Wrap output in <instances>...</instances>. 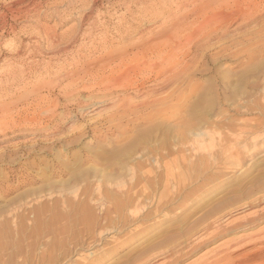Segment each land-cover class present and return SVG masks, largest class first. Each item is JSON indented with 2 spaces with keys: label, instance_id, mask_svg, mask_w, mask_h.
Segmentation results:
<instances>
[{
  "label": "rangeland",
  "instance_id": "obj_1",
  "mask_svg": "<svg viewBox=\"0 0 264 264\" xmlns=\"http://www.w3.org/2000/svg\"><path fill=\"white\" fill-rule=\"evenodd\" d=\"M190 1L0 0V264H166L173 258L171 264H202L204 260L212 261L216 251H238L233 261L220 263L230 264L264 254V129L255 127L258 114L251 107L252 100L264 93V16L255 15L257 20L245 29L235 22L228 30L199 42L193 14L197 7L194 0ZM213 11L208 15L217 19L220 11ZM200 18L197 21L202 22L204 18ZM215 23L210 24L211 28ZM165 35L171 40L164 44L167 47L161 46ZM151 47L162 52L157 55L152 50L153 54ZM123 59L130 63L168 60L172 66L181 61L182 69L185 68L177 86L150 97H154L156 110L152 104L143 109L145 101H151L148 96L120 92L109 95L113 91L103 90L111 86L112 77L119 75L109 69ZM167 67L163 65L162 70ZM167 91L171 93L168 95ZM123 98L133 105H123ZM116 104L124 109L121 111ZM245 105L250 108L246 110ZM128 108L132 110L128 112ZM142 111L160 119L169 118L166 124L171 120L172 137L178 130L174 144L170 135L172 145L165 142L168 149L175 151L157 166L148 161L145 165L143 159L150 158L147 153L162 144L163 138L133 139H140L141 131L149 125L143 124L144 127L137 119ZM125 113L126 117L121 116ZM206 124L218 133L213 135V142L205 137L206 147L202 150L196 148L190 132L200 134L209 127ZM230 128L239 130L232 134ZM251 129L261 134L251 137ZM126 131L129 137L123 143ZM114 139H121V144L114 146ZM130 139L131 146L116 147ZM226 142L231 149L218 155L219 147ZM114 149L118 150L113 153ZM215 156L224 157L226 167L218 165L221 170L216 169L218 166L212 164ZM201 159H206L207 164ZM191 165L197 168L192 170ZM154 167L160 174L163 170V177ZM150 171L160 181L153 175L154 180L151 179ZM169 171L173 177L170 179L181 181L178 187L194 192L190 200L167 201L164 210L144 220L141 212L137 214L140 218L133 221L126 208L114 214L111 204L131 202L134 190L149 191L154 186L158 193L165 191L170 179L166 178L168 187L162 180ZM119 181H124L122 189L113 186ZM249 181L252 185L246 184ZM97 198L105 202L100 209L94 203ZM55 207L63 217L53 214ZM32 208L42 211L37 213ZM190 212L193 216L189 221L177 218H187ZM164 214L166 219L162 218ZM253 216L260 220L252 222L256 220ZM35 217L39 219L34 223ZM248 221L254 223V228L249 229L250 223L245 225ZM172 224L176 228L169 233L165 228ZM248 242L250 247L245 245ZM193 243L195 250L178 253L181 247ZM150 245L156 246L139 257L140 250Z\"/></svg>",
  "mask_w": 264,
  "mask_h": 264
},
{
  "label": "bare ground",
  "instance_id": "obj_2",
  "mask_svg": "<svg viewBox=\"0 0 264 264\" xmlns=\"http://www.w3.org/2000/svg\"><path fill=\"white\" fill-rule=\"evenodd\" d=\"M191 1H193V0H191ZM190 1V2H191ZM206 0H194V3H195V5H196V11L195 12H193V14H195L196 15V17H195V20H194V24L196 25L195 26V33H196V35H197V38L198 37H200V38H198V41H199V39H201L202 41H204V40H206V39H208V38H210L211 36H213V35H219L220 34V32H222V31H224V29H226V30H228V28L232 25V24H234L235 22H237L238 23V25H239V27H242V28H244L245 29V27H247L251 22H253L254 20L256 21L257 19H254V16L255 15H259V16H261L262 17V15L264 16V0H210V1H206ZM213 2V3H212ZM211 3H212V6H211ZM186 4L187 3H185V6H186ZM188 6V5H187ZM180 8L182 7V5L181 6H179ZM192 7V6H191ZM232 8L234 9L233 11H232ZM218 10V11H220L219 13L220 14H218L217 13V11H216V13H217V15H219V17L216 19V18H212L213 16H211V17H209V15H208V13L210 14V12L211 11H213V10ZM192 11V10H191ZM214 12V11H213ZM215 13V12H214ZM213 13V14H214ZM212 13H211V15H213ZM197 15H199L198 17H203L204 18V20L202 21V22H200L201 20H199V21H197V19H198V17H197ZM257 15V16H258ZM193 16V15H192ZM208 16V17H207ZM215 16H216V14H215ZM235 16V17H234ZM217 17V16H216ZM234 17V18H233ZM164 18V17H163ZM168 18V17H167ZM200 18V19H201ZM166 19V18H165ZM175 19V18H174ZM183 19V18H182ZM259 19V18H258ZM190 20H192V19H190ZM164 21V20H163ZM166 21V20H165ZM178 21V20H177ZM176 21V22H177ZM213 21H215V22H213ZM170 22V21H169ZM189 22V21H188ZM183 23V22H182ZM187 23V22H186ZM211 23H215V25H214V27L212 26V28H211ZM252 24H254V22L252 23ZM188 25V24H187ZM186 25V26H187ZM3 26V25H2ZM170 26V25H169ZM177 26V25H176ZM185 26V27H186ZM250 26V25H249ZM165 27V26H164ZM184 27V26H183ZM188 27V26H187ZM186 27V28H187ZM3 28V27H2ZM163 28V27H162ZM176 28V27H175ZM173 29V28H172ZM185 29V28H184ZM170 31H172V30H170ZM225 32H227V31H225ZM224 32V33H225ZM173 33H174V31H173ZM173 33H171V34H173ZM180 33V32H179ZM223 33V34H224ZM164 34V33H163ZM170 34V35H171ZM174 35V34H173ZM216 35V36H217ZM169 36V35H168ZM175 36V35H174ZM195 36V35H194ZM193 36V37H194ZM165 37H166V39H163L162 41H161V46L162 45H166L168 42L167 41H169L168 40V38H170V37H168L167 38V36L165 35ZM164 37V38H165ZM215 38V37H214ZM213 38V39H214ZM221 39V38H220ZM172 40H173V38H172ZM171 41V40H170ZM169 41V42H170ZM197 41V40H196ZM202 41H199V42H202ZM198 44V43H197ZM201 44V43H200ZM199 44V45H200ZM164 45V46H165ZM163 46V47H164ZM175 46V45H174ZM196 46V48L197 49H200L197 45H195ZM202 46H204V45H202ZM165 47H167V46H165ZM176 47V46H175ZM193 47V46H192ZM201 47V46H200ZM132 48V47H131ZM155 48V47H154ZM153 47H151V53H153L152 52V50L153 51H155L156 52V54L158 55V53L159 52H162V50L161 49H154ZM159 48V47H158ZM140 49H142V48H140ZM194 50H195V47H194ZM143 51H144V49H143ZM176 51V50H175ZM130 52V51H129ZM154 52V53H155ZM125 53V52H124ZM153 53V54H154ZM117 54V53H116ZM113 56H115V55H113ZM128 58V57H127ZM122 59V58H121ZM137 60V59H136ZM130 61V60H129ZM143 62H132V63H130V62H128L127 60H125V59H123V61L121 62V63H119V65L118 66H115V67H110L111 69H109L111 72L113 71H118V73H119V75L116 77V78H113L112 77V80H111V86L108 88V89H106L105 90V87H104V91L105 92H112V93H109V95H113V94H117V93H125V94H130V95H133V96H137V95H142L143 96V98H144V96L146 97V96H148L147 98L148 99H151V101L150 102H148V103H146V101H145V103H144V101H142L143 103V107L139 104V102H138V104L144 109V107H148V106H144V105H153L154 103L156 104V102H153L152 103V98L154 99V97H152V98H150L151 96H153V95H155V94H159V92H161V91H163V90H170L171 89V87L170 86H174V85H176V83L177 82H179V79H180V76H181V74L184 72V68L182 69V64H183V62H181V61H179V62H177L176 63V65H174L173 64V66H172V63L170 64V63H168L169 61L167 60V61H165V60H163L164 62H147V60H145V59H143L142 60ZM103 63H105V62H103ZM107 63V62H106ZM102 64V63H101ZM171 65V67L169 66V68L167 67L168 65ZM106 65V64H105ZM116 65V64H115ZM163 65L165 66V67H167V69H165L164 71L162 70L163 69ZM189 65V64H188ZM109 66V65H108ZM186 67H187V65H185ZM100 71V70H99ZM118 73H116V74H118ZM187 73V72H186ZM114 76H115V74H113ZM113 75H111V76H113ZM98 77V76H97ZM185 77V76H184ZM183 77V78H184ZM78 78V77H77ZM72 79V78H71ZM61 80V79H60ZM77 80V79H76ZM86 82V81H85ZM181 82V81H180ZM150 83H152L151 85H149ZM110 84V83H109ZM181 84V83H180ZM70 85V84H69ZM100 85V84H99ZM107 86V85H106ZM129 86V87H128ZM177 86V85H176ZM58 87V86H57ZM67 87V86H66ZM65 87V88H66ZM78 87V86H77ZM169 87H170V89H169ZM69 88V87H68ZM103 90H101V92L103 91ZM167 91V92H168ZM37 93V92H36ZM169 93H171V92H168V95H169ZM192 95V94H191ZM38 96V95H37ZM106 96V95H105ZM104 96V97H105ZM158 96V95H157ZM156 96V98H160V97H157ZM172 96V95H171ZM39 97V96H38ZM41 97V96H40ZM45 97V96H44ZM114 97V96H113ZM112 97V98H113ZM196 97V96H195ZM259 96H257V99H255L254 101L252 100V103H253V106H251L252 107V109H253V111H256V113L258 114V118L256 119V121L258 122V123H256L255 125V127H258V129H261V128H263L264 129V121H263V119L262 120H260V118H264V93L262 94L261 93V97H259ZM142 98V97H141ZM147 98H145V100L147 99ZM200 98V97H199ZM202 98V97H201ZM201 98H200V100H201ZM168 99H171V98H169L168 97ZM118 100L120 101V99L118 98ZM118 100H116V102L118 101ZM122 101V104L124 105L125 103V105H128V103H129V107H130V104L131 105H133L132 104V102H130V101H128L129 99H127V98H123V99H121ZM162 100V99H161ZM161 100H159V105H161L160 103H161ZM200 100L198 101V102H200ZM34 101V100H33ZM39 101V100H38ZM147 101H149V100H147ZM121 102H119V103H121ZM42 103V102H41ZM79 103V102H78ZM101 102H98V103H96V104H100ZM162 103H163V100H162ZM167 103V102H166ZM251 103V102H250ZM95 104V103H94ZM93 104V105H94ZM102 104V103H101ZM135 104V103H134ZM154 104V105H155ZM165 104V103H164ZM246 104V103H245ZM248 104V103H247ZM90 105V104H89ZM116 105H118V104H116ZM120 105V104H119ZM116 106L117 108L119 107L120 108V106ZM152 106V108L154 109L156 106ZM246 106V105H245ZM96 107V106H95ZM132 107V106H131ZM135 107V106H134ZM133 107V108H134ZM122 108V107H121ZM120 108V109H121ZM127 108V107H126ZM141 108V109H142ZM157 108V107H156ZM156 108H155V110H156ZM244 108V107H243ZM250 107H245V109L246 110H248ZM47 109V108H46ZM122 109H124V108H122ZM122 109H121V111H122ZM130 109L132 110V108H128V112L130 111ZM146 109V108H145ZM150 109V108H149ZM148 109V110H149ZM152 109V110H153ZM159 109V108H158ZM119 110V109H118ZM125 111V110H124ZM151 111V110H150ZM158 111V110H157ZM157 111H155L156 113H157ZM204 111V110H203ZM245 111V110H244ZM250 111H252L251 109H250ZM101 112V111H100ZM132 112H134V111H132ZM132 112H130V113H128V115H130ZM159 112V111H158ZM82 113V112H81ZM80 113V114H81ZM121 113H123V112H121ZM142 113L144 114L145 113V111H142ZM150 113V112H149ZM147 114V113H145L146 115H141V113L139 114L138 113V115H141V117L139 118L138 116V118L137 119H139V121L141 122V124L143 125V124H146V125H148L146 128V130L145 131H141L142 132V137H140V139L138 138V137H134L133 139L135 140V139H138V140H141V141H143V137H145V139H147L149 136L150 137H153V138H157L158 137V141H160L159 140V138L160 137H162L163 138V140L161 141V142H163L162 144H159L158 146H156V147H153V149L151 150V152H150V154H148L147 153V155H149L150 156V158L145 154L146 152H144V155H146L145 157L147 158V160H145V159H143L144 160V164H145V162L146 161H148L149 163H150V165L151 164H154V165H158L159 163H162V162H164V160H166V159H168V158H170V156L171 155H169L171 152L173 153L175 150L174 149H168V146L169 145H167V146H165V142L166 141H169V139H171L172 140V143H173V141H175V140H173V138L175 139V138H178V137H175V136H177V132H178V130L176 131V135L174 136V137H172L171 136V131H173L172 129V126H171V124H169L170 122H171V120H170V122H167V124H166V121H169V118H166V117H163V118H157L156 117V115H152V114ZM151 113H153V112H151ZM198 113V112H197ZM246 113V112H245ZM159 114V113H158ZM161 114V113H160ZM159 114V115H160ZM194 114V113H193ZM39 115V114H38ZM126 115V113L123 115H121V116H123V117H126L125 116ZM128 115H127V117H128ZM135 115V114H134ZM171 115V114H170ZM120 116V117H121ZM133 116V115H132ZM49 117V116H48ZM74 117V116H73ZM130 117H131V115H130ZM168 117H170L169 115H168ZM172 117H174V115L172 116ZM179 117V116H178ZM186 117H188V116H186ZM192 117H193V115H192ZM40 118V117H39ZM118 118V117H117ZM117 118H115V119H117ZM175 118V117H174ZM201 118V117H200ZM28 119V118H27ZM113 120H114V118H112ZM121 119V118H120ZM123 119V118H122ZM128 119H130L129 117H128ZM136 119V120H137ZM177 119V118H176ZM252 119V118H251ZM32 120V119H31ZM124 120L125 121H127L128 122V120H126L125 118H124ZM133 120L135 121V122H137L136 120H135V118H133ZM174 120V119H173ZM177 120H179V119H177ZM184 120V119H183ZM186 120V119H185ZM260 122H259V121ZM115 121V120H114ZM117 121H118V119H117ZM121 121V120H120ZM120 121H118L119 123H120ZM130 122H131V119L129 120ZM133 121V122H134ZM138 121V122H139ZM249 121H251V120H249ZM40 122V121H39ZM178 122V121H177ZM180 122V121H179ZM191 122V121H190ZM35 123H36V121H35ZM56 123V122H55ZM185 123V122H184ZM184 123H182V124H184ZM201 123V122H200ZM254 123V122H253ZM38 124V123H37ZM140 124V125H141ZM175 124V123H174ZM188 123H186V125H187ZM203 124H205V123H203ZM221 124V123H220ZM229 124V123H228ZM243 124H245L244 122H243ZM20 125V124H19ZM53 125V124H52ZM132 125H133V123H132ZM135 125V124H134ZM137 125V124H136ZM145 125V126H146ZM176 125H177V123H176ZM181 125V124H180ZM185 125V124H184ZM232 125V124H231ZM249 125V124H248ZM20 126H22V124L20 125ZM20 126H18V128H20ZM144 126V125H143ZM144 126V127H145ZM205 126H209V124H206ZM204 125H203V127H205ZM26 127V126H25ZM181 127V126H180ZM182 127H183V125H182ZM210 127H211V125L207 128V129H203L201 132H200V134H198V133H196V131H192L191 130V132H190V136H191V138H193V140L196 142V148H198V149H205V145H204V139H205V137L206 138H208V140L209 141H212V137H213V135L214 134H217L218 132L213 128V129H210ZM130 128V127H129ZM129 128H127V129H129ZM139 127H137V129H138ZM141 128V127H140ZM143 128V127H142ZM188 128V127H187ZM192 128V127H191ZM197 128V127H196ZM206 128V127H205ZM223 127H221L220 129H222ZM21 130H22V127L20 128ZM133 129V128H132ZM136 129V130H137ZM175 129H177V128H175ZM179 129V128H178ZM226 129H228V131H229V128L227 127ZM233 130V128H230V130ZM239 129H240V126H239ZM239 129H234V131H230V132H233L232 134H234V132L235 131H237V130H239ZM246 129V128H245ZM31 130V129H30ZM136 130H131V131H133V132H135ZM248 130H250V129H247V131ZM252 130V129H251ZM257 130V129H256ZM129 131V130H128ZM128 131H126L125 133H126V135H124L125 136V140L123 139L124 137H122V135H120L121 136V138L123 139L122 141H123V143H124V141H126V138L128 139V137H129V133L127 134V132ZM186 131V130H185ZM184 131V132H185ZM190 131V130H189ZM189 131H187L186 132V134L189 132ZM214 131V132H213ZM245 131V130H244ZM246 131V132H247ZM253 131V132H252ZM252 131H249L250 133H251V137H255V136H258L259 135V131L258 132H256V131H254V130H252ZM261 131V130H260ZM130 132V131H129ZM181 132H182V130H181ZM184 132H182V133H184ZM249 132H248V134H249ZM125 133H122V134H125ZM140 132H138V134H139ZM175 132H173V134H174ZM179 133H180V131H179ZM243 133V132H242ZM119 134H121V133H119ZM132 134V133H131ZM135 134V133H134ZM261 134V133H260ZM168 135H170L171 136V138H170V136H168ZM189 135V134H188ZM219 135H220V133H219ZM237 135V134H236ZM120 136H118V137H120ZM134 136V135H133ZM181 135H179V137H180ZM184 136H185V134H184ZM239 135H237V137H238ZM181 137H183V136H181ZM180 137V138H181ZM189 137V136H188ZM235 137V136H234ZM45 138V137H44ZM116 138H117V136H116ZM179 138V139H180ZM236 138V137H235ZM168 139V140H167ZM184 139V138H183ZM213 139H215V138H213ZM237 139V138H236ZM235 139V140H236ZM114 140H116V139H114ZM121 139H117L116 140V142L114 143V146H115V144L116 143H119V144H121L120 141ZM234 140V141H235ZM252 140H254L253 138H252ZM113 141V140H112ZM155 141V140H154ZM153 141V142H154ZM181 141H184V140H181ZM232 142H233V139L231 140ZM237 141V140H236ZM235 141V142H236ZM247 141V140H246ZM145 142V141H144ZM143 142V143H144ZM171 141H169V144H171L172 145V143H170ZM213 142V141H212ZM258 142V141H257ZM257 142H254V145H256V143ZM110 143V142H109ZM132 141H131V139L130 140H128L125 144H123V145H120V146H116V147H129V146H131L132 144ZM145 143H147V141L145 142ZM151 143V142H150ZM156 143V142H155ZM179 143H180V141H179ZM230 143V142H229ZM240 143V142H239ZM246 143V142H245ZM244 143V144H245ZM253 143V142H252ZM174 144V143H173ZM181 144H184L183 142L182 143H180V145ZM236 144V143H235ZM241 145L243 144V142H241L240 143ZM239 144V145H240ZM258 144V143H257ZM145 145V144H144ZM152 145H154V144H152ZM156 145V144H155ZM176 145H179V144H176ZM179 145V146H180ZM212 145H213V143H212ZM246 145V144H245ZM143 146V145H142ZM146 146V145H145ZM149 146V145H148ZM232 146H236V145H232ZM252 146H253V144H252ZM150 147V146H149ZM214 147V146H213ZM237 147H238V145H237ZM245 147H247V145L245 146ZM173 148H174V146H173ZM176 149H177V147H175ZM211 148H212V146H211ZM220 150H219V154L218 155H220V156H223V155H225L226 154V152H227V150H230L231 149V147H230V145H228V142H226L223 146L221 145L220 147ZM139 149H141V148H139ZM179 149V148H178ZM250 149V148H249ZM252 149V148H251ZM253 149H255V147H253ZM252 149V150H253ZM118 149H114L112 152L113 153H115L116 151H117ZM125 150V149H124ZM134 150H136V149H134ZM174 150V151H173ZM182 150V149H181ZM180 150V151H181ZM192 150H195V148H193V149H191L190 151H192ZM237 150V149H236ZM235 150V151H236ZM251 150V151H252ZM115 151V152H114ZM120 151V150H119ZM122 151V150H121ZM126 151V150H125ZM140 151V150H139ZM218 151V150H217ZM242 151V150H241ZM177 152V151H176ZM182 152H183V150H182ZM215 152V151H214ZM237 152V151H236ZM236 152H235V154H236ZM132 152H129V154H131ZM179 153V152H178ZM218 153V152H217ZM105 154V153H104ZM135 154H136V152H135ZM139 154H140V152H139ZM191 154V153H190ZM244 155V154H243ZM103 156V155H102ZM130 156V155H129ZM172 156H173V154H172ZM214 156V155H213ZM188 157V156H187ZM190 157V156H189ZM219 157V156H218ZM216 158V156H215V158L216 159H213L212 160V164L213 163H215L216 164V166H218V165H221V166H223V167H226L225 165H226V163H225V161H224V157L222 158V157H219V158ZM186 158V157H185ZM214 158V157H213ZM101 159V158H100ZM141 159V158H140ZM211 159H212V157H211ZM182 160H185V161H188V160H186V159H183L182 158ZM202 161H203V159H201ZM206 160V159H205ZM204 160V161H205ZM210 160V159H209ZM138 161H140V160H138ZM184 161V162H185ZM203 161V162H204ZM238 161V160H237ZM189 162H192V161H190L189 160ZM201 162V161H200ZM206 162V164H207V160L205 161ZM239 162V161H238ZM137 163H141V162H137ZM186 163V162H185ZM147 164V163H146ZM145 164V165H146ZM192 164V163H191ZM195 164H197V162H195ZM195 164H194V166H195ZM204 164V163H203ZM206 164H204V165H206ZM208 164H209V162H208ZM102 165V164H101ZM139 165V164H138ZM183 165H184V163H183ZM202 165V164H201ZM211 165V164H210ZM230 165V164H229ZM65 166H66V164H65ZM76 166H78V165H76ZM137 166V165H136ZM141 166V165H140ZM163 166V165H162ZM161 166V167H162ZM165 166H168V165H166V163H165ZM192 166V165H191ZM194 166H192V167H194ZM198 166H200V165H198ZM203 166V165H202ZM202 166H201V168H202ZM62 167V166H61ZM147 167H148V165H147ZM151 167V166H150ZM181 167V166H180ZM186 167L187 166H185L184 167V169H186ZM207 167H208V165H207ZM211 168H212V166H210ZM213 167H215V165H213ZM67 168V167H66ZM128 168V167H127ZM154 168H156V167H154ZM153 168V169H154ZM182 168V167H181ZM188 168H190L189 166H188ZM197 168V166L196 167H194V169H192V170H195ZM72 169V168H71ZM74 169H75V167H74ZM73 169V170H74ZM90 169V168H89ZM131 169V168H130ZM139 169V168H138ZM146 169V168H145ZM157 169V171H158V168H156ZM160 169V168H159ZM167 169V168H166ZM165 169V170H166ZM198 169H199V167H198ZM204 169H205V167H204ZM208 169V168H207ZM216 169H218V170H221L220 169V167L218 166ZM224 169V168H223ZM128 170V169H127ZM74 171H77L76 169L74 170ZM93 171H95V170H93ZM138 171V170H137ZM144 171V170H143ZM146 171V170H145ZM144 171V174H146V172ZM163 171V170H162ZM161 171V174H163V172ZM132 172V171H131ZM139 172H141V171H139ZM154 172H156V170L154 171ZM159 172V171H158ZM183 172H184V170H183ZM192 172V171H191ZM197 172V171H196ZM209 172H210V170H209ZM74 173V172H73ZM75 173H77V172H75ZM102 173V172H101ZM150 175L152 176L153 174H152V172L150 171ZM166 173V172H165ZM171 172L169 171V176H171V177H169V176H167V173L165 174V176H167V177H165V179H163L162 181H163V183L166 185V181H167V179L166 178H173L172 177V174H170ZM185 173V172H184ZM71 174V173H70ZM78 174V173H77ZM93 174H95L94 172H93ZM139 174V173H138ZM143 174V175H144ZM149 174V173H148ZM158 174V173H157ZM159 174H160V172H159ZM159 174L157 175L158 176V179H159ZM160 174V175H161ZM189 174V173H188ZM75 175V174H74ZM79 175V174H78ZM88 175V174H87ZM164 175V174H163ZM86 176V175H85ZM91 176H93V175H91ZM139 176V175H138ZM141 176V175H140ZM147 176H149V175H147ZM154 176V175H153ZM153 176H152V178L151 179H153L154 180V178H153ZM156 176V175H155ZM154 176V177H155ZM237 176V175H236ZM106 177V176H105ZM133 177V176H132ZM161 177H163L162 175H161ZM107 178V177H106ZM140 178V177H139ZM146 178V177H145ZM156 178V177H155ZM86 179V178H85ZM108 179V178H107ZM138 179V178H137ZM161 179V178H160ZM160 179L158 180V181H160ZM104 180H106V179H104ZM133 180V179H132ZM149 180V182L150 183H148V184H151V180L150 179H148ZM147 180V181H148ZM165 180V181H164ZM170 180H171V182H170ZM169 180V186L170 187H168L167 185V189L165 190V191H161L160 193H158L159 191V189L156 191L153 187L154 186H150L151 188H150V190L149 191H142V190H140V191H136L135 192V190H134V193H133V198H131V202L130 201H128V203H126V204H121V203H118V201H117V204H115L116 203V201H114L115 203L114 204H111V206H112V209H113V212H114V214L116 215V213L117 212H119V211H122V210H124L125 208L129 211V215L131 214V215H133L132 217H131V219L134 221V220H137L138 218H140L141 216H143L142 218H141V220H144V219H149V217L150 216H153L154 214H157L158 212H159V210L160 209H162V210H164L165 208H164V206H165V203H167V201H169V202H173V201H177V200H183V201H187V200H190L192 197H193V191H188L187 192V189H185V188H180V187H178V183L179 182H181V181H179V182H177V181H175L174 179H170ZM201 180V179H200ZM138 181V180H137ZM143 181H146V180H143ZM156 181H157V178H156ZM156 181H154L155 183L154 184H156ZM157 181V182H158ZM240 181V180H239ZM253 181V180H252ZM252 181H249V182H247L246 184L248 185V183H250V182H252ZM255 181V180H254ZM140 182H141V180H140ZM197 182V181H196ZM237 182V181H236ZM108 183V182H107ZM133 183V182H132ZM131 183V184H132ZM244 183V182H243ZM254 183V182H253ZM256 183V182H255ZM143 184V183H142ZM153 184V183H152ZM151 184V185H152ZM251 184V183H250ZM112 185H113V183H112ZM130 185V184H129ZM161 185V184H160ZM241 185V184H240ZM243 185V184H242ZM241 185V186H242ZM252 185V184H251ZM256 185V184H255ZM113 186H115V188H117V189H122V187H124V181H119V182H117V183H115ZM140 186H142V187H144L143 185H140ZM140 186H138V187H140ZM163 186V185H162ZM137 187V188H138ZM240 187V186H239ZM243 187V186H242ZM252 187V186H251ZM99 188V186L97 185L96 186V189H98ZM133 188V187H132ZM166 188V187H165ZM117 189H115V190H117ZM141 189H144V188H141ZM163 189H164V187H163ZM54 190V189H53ZM161 190V189H160ZM188 190H191V187H189V189ZM119 191V190H118ZM127 191H129V188H128V190ZM127 191H125V192H127ZM74 193L76 192V190H74L73 191ZM119 193V192H118ZM122 193V192H121ZM131 194H132V191L130 192ZM251 193V192H250ZM125 194V193H124ZM128 194V193H127ZM134 194H135V196H134ZM85 195V194H84ZM109 195V194H108ZM128 195H130V194H128ZM74 197H76V193L73 195ZM78 196V195H77ZM120 196H121V194H120ZM132 196V195H131ZM130 196V197H131ZM103 198V197H102ZM123 198V197H122ZM124 199H125V197H124ZM124 199H123V201H124ZM129 199V198H128ZM168 199V200H167ZM257 199V198H256ZM256 199H255V201H256ZM263 199V198H262ZM261 200V199H260ZM259 200V201H260ZM60 201V200H59ZM58 201V202H59ZM66 201V200H65ZM65 201L63 202V203H65ZM94 201V200H93ZM97 202H94V203H97L96 205H97V209L99 208H101V207H103V205L105 204V202H102V200L101 199H99V198H97V200H96ZM182 201V202H183ZM67 202V201H66ZM79 202V201H78ZM131 204H130V203ZM68 203V202H67ZM58 204V203H57ZM61 204V203H60ZM68 204H70V203H68ZM68 204H67V206H66V208L68 207ZM178 204V203H177ZM180 204H182V203H180ZM247 204V203H246ZM66 205V203L64 204V206ZM183 205H185V202L182 204V206ZM54 206H55V204H54ZM60 206V205H59ZM50 207V206H49ZM58 207V206H57ZM57 207H55L56 209H55V211H53V214H55L56 215V212L58 211V209H57ZM109 207V206H108ZM250 207V206H249ZM35 208V207H34ZM34 208H32L33 210H35ZM37 208V207H36ZM48 208V207H47ZM70 208V207H69ZM167 208V207H166ZM177 208H179L180 210L182 209V208H180V206L179 207H177ZM38 209V208H37ZM44 210H45V207L43 208ZM64 209V208H63ZM89 209V208H88ZM107 209V208H106ZM174 209H176V208H174ZM32 210V211H33ZM57 210V211H56ZM86 210V209H85ZM172 210H173V208H172ZM193 210V209H192ZM36 212H37V210H35ZM35 211H33V212H35ZM42 211V210H41ZM41 211L39 212V213H41ZM48 211H49V209H48ZM66 211V210H65ZM174 211V210H173ZM185 211V210H184ZM188 211H190V209L188 210ZM37 212V213H38ZM55 212V213H54ZM68 212V211H67ZM106 212V211H105ZM142 212V214H140ZM164 211H162V213H163ZM170 212H172V211H170ZM180 212V211H179ZM215 212H217V211H215ZM44 212H42V214H43ZM58 214H57V216H59L60 218H61V216L62 215H60L61 213L60 212H57ZM189 213V212H188ZM191 213V212H190ZM193 213H194V211H193ZM41 214V215H42ZM47 214V213H46ZM137 214H140V217H137ZM171 214V213H170ZM173 214V213H172ZM222 214V213H221ZM32 215V214H31ZM38 215V214H37ZM44 215V214H43ZM51 215H52V213H51ZM50 215V216H51ZM119 215H121V212H120V214ZM189 215V214H188ZM187 215V216H188ZM254 215V214H253ZM39 216V215H38ZM45 216V215H44ZM50 216H49V218H50ZM53 216V215H52ZM57 216H55L56 218H57ZM109 216V215H108ZM118 216V215H117ZM178 216V215H177ZM181 217H182V215H180ZM186 216V217H187ZM192 213H191V215H189V217H187V218H184L183 219V217H182V219H181V217H177L180 221L181 220H184V221H189L191 218H192ZM223 216V215H222ZM54 217V216H53ZM58 217V218H59ZM63 217V216H62ZM116 217V216H115ZM166 215L164 214L163 216H162V218L163 219H166ZM168 217H169V215H168ZM185 217V216H184ZM254 217V216H253ZM36 218V217H35ZM34 218V219H35ZM151 218V217H150ZM37 219H39V217L38 218H36L35 220H34V223H35V221L37 220ZM114 219H116V218H114ZM177 219V220H178ZM215 219V218H214ZM254 219H256L255 221H252V222H255L256 223V221H257V216L256 217H254ZM177 220H176V222H177ZM253 220V219H252ZM258 220H260V219H258ZM6 221V220H5ZM117 221H118V219H117ZM183 221V222H184ZM214 221V220H213ZM219 221V220H218ZM250 221H251V219H250ZM179 222V221H178ZM178 222H177V224H178ZM182 222V221H181ZM216 222V221H215ZM251 222V223H252ZM112 223H115V221L113 220V222ZM119 223V222H118ZM180 223V222H179ZM248 223H250L249 221L247 222V224H245V225H249ZM250 223V224H251ZM116 224L117 223H115L114 225H115V227H116ZM181 224V223H180ZM220 224V223H219ZM254 224V223H253ZM253 224H251V225H249V226H252ZM103 225V224H102ZM113 225V226H114ZM168 225V224H167ZM214 225V224H213ZM216 225V224H215ZM214 225V226H215ZM99 226V225H98ZM172 226H174V227H172ZM217 226V225H216ZM215 226V227H216ZM213 227V226H212ZM214 227V229L212 228V230H214V231H217V229L218 228H215ZM241 227V226H240ZM114 228V227H113ZM176 228V226L175 225H170V226H168V227H166L165 229H169V230H167V232H169V233H171L170 231H174V229ZM181 228V227H180ZM250 228H254L253 226L252 227H249V229ZM112 229V228H111ZM103 230V229H102ZM101 231V230H100ZM102 232V231H101ZM101 232H99V236H100V233ZM178 232V231H177ZM162 234V233H161ZM209 234V233H208ZM257 235V234H256ZM253 236V235H252ZM251 236V237H252ZM98 238V237H97ZM250 239V238H249ZM264 240V239H263ZM258 241V240H257ZM256 241V242H257ZM155 242V241H154ZM200 242V241H199ZM198 242V243H199ZM241 242V241H240ZM250 242V241H249ZM248 242V244L249 245H247V244H245L246 246H248V247H250V243ZM259 242V241H258ZM261 242H263L262 240H261ZM194 244V243H193ZM200 244V243H199ZM252 244H253V242H252ZM201 245V244H200ZM254 245V244H253ZM156 245H150V246H148V248H145V249H142V250H140V252L138 253L139 254V257H141V256H144L150 249H153L154 247H155ZM246 246H244V248H243V246H241L244 250H245V248H246ZM196 245L194 244V245H191V244H187V245H184L183 247H181L180 248V250L178 251V253L179 252H181L182 250H185V249H189L190 251H192V250H195L196 249ZM238 247V246H237ZM240 247V246H239ZM241 247L239 248V249H241ZM252 247H254V246H252ZM256 248V247H255ZM192 249V250H191ZM237 249V248H236ZM236 249H234V250H236ZM186 250V251H187ZM238 250V249H237ZM259 250V249H258ZM177 251V250H176ZM240 251V250H239ZM243 251V250H242ZM255 251V250H254ZM238 252V251H237ZM237 252H235V251H233L232 252V250L231 251H228V252H226V250L224 251V250H221V251H216L215 252V256L216 257H214V259L212 258V261H210V262H206L205 260V262L204 261H202V264H220L222 261H224V262H228L229 260L231 261V259L234 257V255H236V253ZM239 253V252H238ZM247 253V252H246ZM177 254V253H176ZM174 255V254H173ZM183 255V254H182ZM185 256V255H184ZM137 257V256H136ZM179 257V256H178ZM235 258V257H234ZM250 258V257H249ZM252 258V257H251ZM177 259H179V258H177ZM246 259V258H245ZM244 259V260H245ZM175 261V259L173 258L172 259V261H168L166 264H171L172 262H174ZM232 261H233V259H232ZM238 261V260H237ZM256 261H260L261 262V264H264V254L263 255H261V256H259V258H257V259H253V260H247V261H239V262H236L235 261V263H230V264H248V263H250V262H256ZM204 262V263H203ZM91 263V262H90ZM90 263H87V264H90ZM86 264V263H85ZM92 264V263H91ZM199 264V263H198ZM201 264V263H200ZM224 264V263H223ZM225 264H229V263H225Z\"/></svg>",
  "mask_w": 264,
  "mask_h": 264
}]
</instances>
